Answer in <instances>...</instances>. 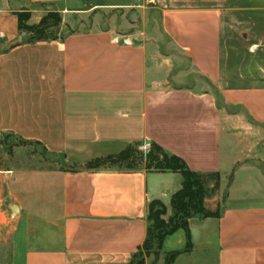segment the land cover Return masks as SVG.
Here are the masks:
<instances>
[{
  "label": "crops",
  "instance_id": "obj_1",
  "mask_svg": "<svg viewBox=\"0 0 264 264\" xmlns=\"http://www.w3.org/2000/svg\"><path fill=\"white\" fill-rule=\"evenodd\" d=\"M138 6L0 0V142L11 135L60 158L0 174V264H128L147 238L150 203L168 220L182 175L77 167L136 143L220 175L213 196L225 199L205 200L220 217L189 219L187 252L184 229L167 237L165 252L185 251L172 264H264V0L163 8L164 42L105 16ZM23 9L30 24L53 10L88 26L21 43Z\"/></svg>",
  "mask_w": 264,
  "mask_h": 264
},
{
  "label": "trees",
  "instance_id": "obj_2",
  "mask_svg": "<svg viewBox=\"0 0 264 264\" xmlns=\"http://www.w3.org/2000/svg\"><path fill=\"white\" fill-rule=\"evenodd\" d=\"M21 33L27 32V42L57 39L54 30L62 24L63 18L59 11L49 10L37 24H30L31 11L23 9L16 12ZM141 144H131L118 154L99 157L80 165L77 169L95 170L106 167H119L135 169L144 165L147 170L154 172H178L183 177L182 188L172 197V216L166 220V207L159 201H153L149 206V231L147 238L140 250L150 251L156 243L157 249H162L167 237L180 229L187 235V252L191 248L188 221L195 216L220 217V210L212 211L206 207L205 200L215 195L220 188L219 173H200L192 171L186 161L167 151L157 143L149 144L143 150ZM137 251V252H138ZM169 252L167 264H172L176 257L185 252ZM137 252L128 264H145L144 259H138Z\"/></svg>",
  "mask_w": 264,
  "mask_h": 264
},
{
  "label": "rangeland",
  "instance_id": "obj_3",
  "mask_svg": "<svg viewBox=\"0 0 264 264\" xmlns=\"http://www.w3.org/2000/svg\"><path fill=\"white\" fill-rule=\"evenodd\" d=\"M201 1L202 0H142V3L144 2L145 5L143 8L138 6L134 9L130 8L125 11H108L105 12V16L109 17L115 15L119 22L122 20L128 21L127 19L133 20L136 25L133 29H137L142 33L144 32L147 35H152L149 36V41L156 42L157 40L158 42H164L158 34V31H160L159 23L161 10L166 7L194 5L200 3ZM92 14L90 17L93 16ZM67 21L65 22L63 19L59 28L54 30L55 35H64L68 32L88 26V22L84 25H75L74 21ZM57 162H60V158L51 155L40 145L22 141L21 139L11 135L5 136L0 142V174L7 173L11 168H47L49 166H56ZM13 163L15 165H13ZM229 183V180L223 181V187L228 186ZM238 185L235 187V191H238V194H245L246 191H243L242 188L247 185ZM245 188H248V186ZM224 199L225 198L218 193L216 196H212L210 198L209 205L215 208L217 206L220 207L221 202ZM249 200L250 201L248 202H253L251 199ZM137 255L138 259H144L145 264H167L169 252H165L163 248L157 249L156 243H154L150 251L140 250L137 252Z\"/></svg>",
  "mask_w": 264,
  "mask_h": 264
},
{
  "label": "water",
  "instance_id": "obj_4",
  "mask_svg": "<svg viewBox=\"0 0 264 264\" xmlns=\"http://www.w3.org/2000/svg\"><path fill=\"white\" fill-rule=\"evenodd\" d=\"M28 39H29V34L27 32H23L20 36V42L24 43V42L28 41ZM16 211H17V208L14 207L13 212H16Z\"/></svg>",
  "mask_w": 264,
  "mask_h": 264
},
{
  "label": "built area",
  "instance_id": "obj_5",
  "mask_svg": "<svg viewBox=\"0 0 264 264\" xmlns=\"http://www.w3.org/2000/svg\"><path fill=\"white\" fill-rule=\"evenodd\" d=\"M148 147H149V144H146V145H143L141 148H142L143 150H146Z\"/></svg>",
  "mask_w": 264,
  "mask_h": 264
}]
</instances>
